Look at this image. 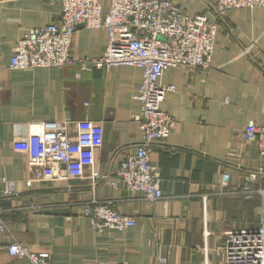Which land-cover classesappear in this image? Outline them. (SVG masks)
I'll use <instances>...</instances> for the list:
<instances>
[{
    "label": "crops",
    "instance_id": "crops-1",
    "mask_svg": "<svg viewBox=\"0 0 264 264\" xmlns=\"http://www.w3.org/2000/svg\"><path fill=\"white\" fill-rule=\"evenodd\" d=\"M182 12L204 14L218 23L208 68H169L163 85H174L162 109L175 124L151 154L164 197L147 200L116 179L121 162L142 136L137 98L143 72L137 66L84 68L80 64L14 69L11 58L29 30L60 22L61 0H0V179L17 192L4 194L0 209V264H25L8 245L17 240L51 252V264H223L221 246L234 231L258 228L263 198L238 190L252 174L264 187V158L243 136L249 120L264 123V6L215 14L217 0H171ZM103 11L111 0H101ZM105 28L79 27L72 52L92 58L106 52ZM91 120L101 124V146L85 152L104 180H60L57 167L28 160L29 124ZM92 159V163L89 162ZM228 174L226 186L223 179ZM31 180V186L26 181ZM116 183L115 185L113 183ZM111 201L135 217L133 227L99 234L87 209Z\"/></svg>",
    "mask_w": 264,
    "mask_h": 264
},
{
    "label": "built area",
    "instance_id": "built-area-1",
    "mask_svg": "<svg viewBox=\"0 0 264 264\" xmlns=\"http://www.w3.org/2000/svg\"><path fill=\"white\" fill-rule=\"evenodd\" d=\"M60 22L29 30L14 48L11 67L36 69L80 64L86 68L137 66L143 81L137 98L142 136L135 153L128 155L116 170V179L133 194L147 200L164 197L162 178L151 154L156 143L169 137L175 120L161 107L174 85H163L160 79L172 67L208 68L216 44L218 23L204 14L182 12L171 0H111L104 13L101 0H61ZM264 6V0H217L215 14L223 20L232 9ZM80 25L105 28L108 32L106 52L92 58H76L72 52L75 33ZM27 136L28 160L37 165H55L60 180L89 178L92 184L104 180L92 163L86 171L85 152L101 146L103 126L91 120L42 121L29 124ZM243 136L255 142L264 158V123L249 120ZM260 175L252 174L238 193L246 198L259 194L263 198L262 221L258 228L234 231L221 246L223 264H264V187L258 184ZM226 186L228 174L223 177ZM4 194L14 195L16 183L0 179ZM31 186L32 181H26ZM116 184L115 182L113 183ZM91 225L104 234L111 229L124 230L135 226L134 216L123 214L111 201L93 200L87 209ZM8 229L0 209V230ZM12 256L24 258L25 264H51V252L33 250L17 240L8 245ZM159 259V264H166Z\"/></svg>",
    "mask_w": 264,
    "mask_h": 264
},
{
    "label": "water",
    "instance_id": "water-1",
    "mask_svg": "<svg viewBox=\"0 0 264 264\" xmlns=\"http://www.w3.org/2000/svg\"><path fill=\"white\" fill-rule=\"evenodd\" d=\"M82 26H83V25H80L79 27H82ZM79 27H78V28H79Z\"/></svg>",
    "mask_w": 264,
    "mask_h": 264
}]
</instances>
